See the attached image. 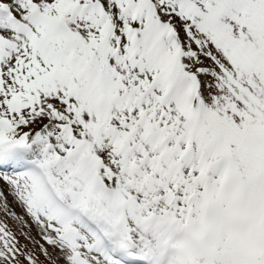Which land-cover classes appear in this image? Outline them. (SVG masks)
<instances>
[{
    "label": "snow or ice",
    "instance_id": "6c2138e0",
    "mask_svg": "<svg viewBox=\"0 0 264 264\" xmlns=\"http://www.w3.org/2000/svg\"><path fill=\"white\" fill-rule=\"evenodd\" d=\"M0 264H264V0H0Z\"/></svg>",
    "mask_w": 264,
    "mask_h": 264
}]
</instances>
